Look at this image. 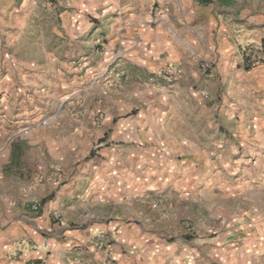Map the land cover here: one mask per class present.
Returning a JSON list of instances; mask_svg holds the SVG:
<instances>
[{"label":"crops","instance_id":"crops-1","mask_svg":"<svg viewBox=\"0 0 264 264\" xmlns=\"http://www.w3.org/2000/svg\"><path fill=\"white\" fill-rule=\"evenodd\" d=\"M64 3L67 45L88 52L87 79L105 76L83 94L87 116L62 126L63 185L35 184V198L54 193L30 215L50 234L30 232L20 259L0 264H264V199L241 165L263 141L257 124L228 122L264 91V65L246 71L240 53L264 36L263 11L249 28L230 7L195 0ZM171 63L172 84L157 76Z\"/></svg>","mask_w":264,"mask_h":264},{"label":"rangeland","instance_id":"rangeland-1","mask_svg":"<svg viewBox=\"0 0 264 264\" xmlns=\"http://www.w3.org/2000/svg\"><path fill=\"white\" fill-rule=\"evenodd\" d=\"M25 1L0 0V260L20 259L19 245L30 232L41 233L43 237L50 234L48 228L30 215L40 213L41 209L35 210L34 206L44 207L52 201L54 193L35 198V184L48 181L58 187L63 185L59 183L61 177L72 166L63 168L56 163L55 151L63 138L62 126L68 127L87 116L83 94L105 76L97 71L87 79L85 74L91 68L88 52L81 54L72 44L67 45L60 16L65 0L52 6L47 0H36L32 13L22 11L29 10L28 4L23 5ZM15 8L18 10L14 11ZM230 8L236 17L241 14L240 23L249 28L253 23H261L257 19L260 9L264 16V0L259 4L256 0H237ZM17 14L23 19L15 17ZM263 41L264 36L243 43L242 48ZM200 66L203 70L214 68L206 61ZM243 67L246 71L255 69ZM115 79L104 82L109 90L121 86L118 78L120 85L111 87ZM243 99L247 101L244 116L236 111L228 122L258 126L263 141L261 154L254 158L250 155L241 165L254 176L253 194L264 199V91L256 93L255 100ZM74 107L82 110L80 118L72 115ZM94 113L89 114L90 119ZM220 118L217 115L215 119ZM59 218L54 215V219ZM184 228H191L189 221L184 223Z\"/></svg>","mask_w":264,"mask_h":264},{"label":"built area","instance_id":"built-area-1","mask_svg":"<svg viewBox=\"0 0 264 264\" xmlns=\"http://www.w3.org/2000/svg\"><path fill=\"white\" fill-rule=\"evenodd\" d=\"M47 2L49 5L52 6L54 4L60 3V0H47ZM241 58L244 66L249 69L257 68L264 65V41L243 47L241 49ZM180 71L181 70L178 64L171 63L168 64L166 67L162 68L157 73V76L159 78H163L167 80L169 83L172 84L180 78L181 75ZM119 85H120V80L118 78L113 80L111 83V87H118ZM72 115L76 118H80L83 115V112L80 109V107L79 108L74 107L72 108ZM91 119L95 125H100L104 121L105 116L102 112H96L91 115ZM55 177H57V174L55 175ZM34 209L38 210L39 206L35 205ZM107 244L108 242L105 240V236L103 235L99 237L96 243V247L97 249H102ZM31 264H41V263L33 262Z\"/></svg>","mask_w":264,"mask_h":264},{"label":"trees","instance_id":"trees-1","mask_svg":"<svg viewBox=\"0 0 264 264\" xmlns=\"http://www.w3.org/2000/svg\"><path fill=\"white\" fill-rule=\"evenodd\" d=\"M203 6L217 4L220 7H230L234 4L235 0H195Z\"/></svg>","mask_w":264,"mask_h":264}]
</instances>
